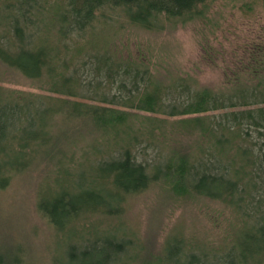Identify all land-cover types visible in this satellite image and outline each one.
I'll use <instances>...</instances> for the list:
<instances>
[{"label": "trees", "instance_id": "obj_1", "mask_svg": "<svg viewBox=\"0 0 264 264\" xmlns=\"http://www.w3.org/2000/svg\"><path fill=\"white\" fill-rule=\"evenodd\" d=\"M205 1L0 0V79L17 73L67 96L0 92V188L22 172L50 173L38 206L68 240L54 264H264V42L246 37L248 55L218 93L182 77L165 85L106 52L80 59L93 45L79 39L105 8L152 29L196 18ZM226 109L217 121L192 120L196 141L184 147H169L162 121L139 115ZM63 124L72 137L57 135ZM149 148L153 162L140 159ZM153 185L168 198L218 203L230 228L222 242L173 234L150 254L118 219L128 198ZM18 250H0V264H22Z\"/></svg>", "mask_w": 264, "mask_h": 264}, {"label": "rangeland", "instance_id": "obj_2", "mask_svg": "<svg viewBox=\"0 0 264 264\" xmlns=\"http://www.w3.org/2000/svg\"><path fill=\"white\" fill-rule=\"evenodd\" d=\"M197 10L201 12L192 20H166L161 28L147 29L129 23L119 9L105 8L98 15L93 30L88 31L84 39H79L80 43L87 39L93 45L81 53L80 59L106 52L140 63L165 85L182 77L192 79L191 82L200 89L218 93L234 79L233 73H238L239 58L248 55L244 52L246 37L264 42V0H206ZM249 76L243 74L239 78ZM1 77L0 92L6 94L67 97L48 94L38 88L36 82L17 73ZM231 110L174 117L142 111L139 115L144 120L162 121L163 124L157 120L150 124L163 127L165 135L160 139L169 147H184L196 141L197 131L192 130L195 128L192 120L209 118L217 121ZM56 128L61 139L74 135L69 124ZM81 130L75 134L86 133ZM155 153L149 148L140 159L153 162ZM49 174L46 170H29L14 175L6 187L0 188V250L6 254V251L19 248L22 264H54L60 250L67 248L68 240L64 241L61 232L38 206L40 190L46 186ZM165 194L159 185H153L143 193L131 196L118 219L134 237H139L150 254H161L167 238L173 234L214 244L222 242V235L229 225L227 215L222 214L218 203L168 198Z\"/></svg>", "mask_w": 264, "mask_h": 264}]
</instances>
